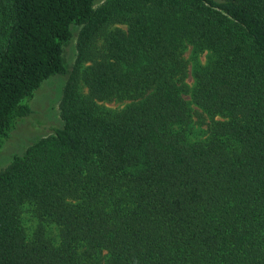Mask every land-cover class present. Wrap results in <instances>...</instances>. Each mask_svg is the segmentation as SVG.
Segmentation results:
<instances>
[{
    "label": "trees",
    "instance_id": "obj_1",
    "mask_svg": "<svg viewBox=\"0 0 264 264\" xmlns=\"http://www.w3.org/2000/svg\"><path fill=\"white\" fill-rule=\"evenodd\" d=\"M55 76L60 125L0 172V264H264V0H0V146Z\"/></svg>",
    "mask_w": 264,
    "mask_h": 264
},
{
    "label": "rangeland",
    "instance_id": "obj_2",
    "mask_svg": "<svg viewBox=\"0 0 264 264\" xmlns=\"http://www.w3.org/2000/svg\"><path fill=\"white\" fill-rule=\"evenodd\" d=\"M78 31L79 27L73 28L74 37L65 51L66 62L70 69L74 66L77 57L76 35ZM192 55L191 47H186L184 59L189 64L186 84L190 87L193 84L191 77ZM197 61L200 65H204L207 61V53L199 54ZM65 83V77L55 76L44 81L34 93L28 103L31 108L30 116L27 119L18 121L9 136L1 143L0 172L10 164L15 155L22 154L30 144L52 134V129L60 125L58 106ZM101 105L107 109L116 111L122 109L125 103L104 102ZM26 217L27 215L24 214L25 219Z\"/></svg>",
    "mask_w": 264,
    "mask_h": 264
}]
</instances>
